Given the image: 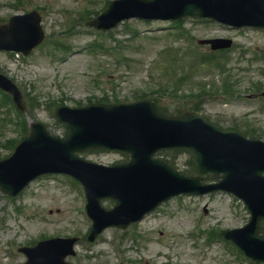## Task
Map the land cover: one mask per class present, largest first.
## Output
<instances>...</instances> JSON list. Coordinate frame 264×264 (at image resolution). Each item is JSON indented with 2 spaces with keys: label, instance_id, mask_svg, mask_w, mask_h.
<instances>
[{
  "label": "rangeland",
  "instance_id": "1",
  "mask_svg": "<svg viewBox=\"0 0 264 264\" xmlns=\"http://www.w3.org/2000/svg\"><path fill=\"white\" fill-rule=\"evenodd\" d=\"M87 0H0V18L8 17L11 14L38 8L43 13L42 24L46 32L44 43L39 49L31 52L28 57H17L16 65L18 72L15 77L20 80L21 85L26 88L29 85L32 95H34L35 109L29 116L40 120L52 134H62L63 126L59 124L51 111L52 107H46L45 103L56 101V104L62 100L64 104L77 105L78 102L86 103L89 98L93 101L97 94H101L103 90L89 84L86 77L87 67L94 72L97 71L100 64L102 74V86L110 89L114 96H119L123 101H133L137 94H142L145 89L153 90L156 81L159 82V70L154 69L152 59L154 57V48L162 44H167L168 40L160 39L159 43L151 44L149 41H139L136 47L130 48L125 52L121 61H116V57L110 54H94L90 49L89 43L97 36V33L84 24L81 14L85 16L92 15L96 10L101 9L102 3L96 6L90 5ZM95 7L94 10H89ZM139 26L140 30H146L149 34H164V31L171 30L167 22H148L141 24L132 22ZM73 24V25H72ZM184 26L191 28L194 33L201 35H209L212 33L211 25L194 23L193 21L184 22ZM192 26V27H191ZM116 40L125 38L126 29L123 25H119L114 29ZM113 31V32H114ZM237 42L241 44H252L253 52L243 57L240 64L242 68H249L248 71L238 73L240 79L239 90H236L232 97L222 96L220 99H207L201 104V112L211 121H215L223 127H231L233 125L249 123L262 133L264 139V98L255 97L251 91L246 90L249 82L257 80L263 82L260 69L264 67V32L263 31H244L235 33ZM106 40L107 45H113L110 35L102 37ZM54 39L66 40L71 44V51L59 49L54 45L57 56L52 57L49 54L51 49L50 43ZM180 46L185 47L186 43L182 42ZM138 48V49H137ZM66 50V49H65ZM255 52V54H254ZM64 54V56H62ZM258 57L254 59L253 56ZM0 54V67L7 70L9 67L4 63ZM101 60V61H100ZM100 62V63H99ZM252 62L251 64H249ZM9 73H12L9 69ZM202 75L201 72H199ZM13 74V73H12ZM204 81L205 78L202 77ZM264 90V88H263ZM107 92V91H105ZM183 93L188 94L187 90ZM173 101H166L170 104L169 112L175 113L176 108L181 105L180 102H174L170 95L166 96ZM0 113V138H15L20 136L21 132L18 126L10 125L9 118L4 122L2 117L4 113ZM185 110V108H181ZM9 152L8 149L0 148L1 155ZM172 157L174 152L162 151L160 154ZM88 158L95 159V153L86 154ZM116 154H108L109 159L117 158ZM189 152L182 151L175 155L174 163L176 167L183 170L189 166ZM39 181L34 183L30 188L29 196H23L19 202L24 203L29 197L35 200L38 205L36 209L29 214L14 213L15 208L7 199L0 198V264H13L24 260L23 256L9 250L8 247H15L20 240H26L29 235L48 234L54 231L53 227H46L41 224L39 213H48L53 210L56 228L63 227L68 224L70 233H82L87 228L88 222L83 211L84 201L78 190L74 191V195H68L64 192H55L54 185L48 188L41 185ZM14 206V205H13ZM43 207V209H40ZM207 209V213H203V208ZM5 208V209H4ZM6 208L9 211H6ZM60 208L59 214L54 210ZM248 214L240 203L231 202V199L223 195H204L200 197H178L167 202L158 214L152 216L142 222L139 227L127 229L126 236L123 237L121 230L109 228L96 242L87 243L81 239L78 246L77 255L72 259L83 264H135L134 260L140 256L149 258V264L162 260L158 256L157 249L164 248L162 244L152 240V236L161 237V242L165 245L176 243L175 237L184 238L191 232L199 231V229L225 228L235 227L246 221ZM22 226V227H21ZM139 231H145L149 234L148 239L143 247L142 242L134 240V234H140ZM180 232L179 234H175ZM138 247V252L130 249L128 246L132 243ZM124 246H126L124 248ZM182 251L171 255V262L177 264H212L213 255H209L213 250L205 249L204 251L192 250L184 239L180 242ZM123 248V249H122ZM132 248V247H131ZM231 247L222 245L216 250L217 264H240L238 256ZM176 251V249H174ZM215 254V252H214ZM216 255V254H215ZM144 260V259H143ZM142 260V262H143ZM243 264H252L243 260Z\"/></svg>",
  "mask_w": 264,
  "mask_h": 264
},
{
  "label": "water",
  "instance_id": "2",
  "mask_svg": "<svg viewBox=\"0 0 264 264\" xmlns=\"http://www.w3.org/2000/svg\"><path fill=\"white\" fill-rule=\"evenodd\" d=\"M264 7V0H257ZM144 14L146 10L134 11ZM141 115L148 119L151 126L147 132L142 135V148L133 155V160L119 168L123 174L134 176V180L141 181V174L148 170L155 169V172H150L149 183L146 188V196H144L143 204L152 207L159 202V198L165 199L175 192L183 189H192L191 184L196 185V190L199 186L194 179H187L173 171L166 165L160 162L149 161L147 150L152 153L159 147L163 146H189L195 152V162L201 171H211L215 175L222 173V180L217 187L228 189L240 194L248 203L253 212L251 222H255L257 215L260 213L262 197L264 195V177L261 172L264 170V143L254 139H246L240 133L219 132L212 126L202 122L197 115H188L182 118L165 119L153 112V109L147 105L143 108ZM82 121H87L91 124L82 123L85 130L91 128L95 131H101L98 127L99 122L93 121L90 118H81ZM73 120H69L71 129L70 136L64 141V144H74L77 142L76 132L73 129ZM216 131H215V130ZM81 134V133H80ZM85 139L83 143H85ZM54 152L57 150L61 155V162L58 168L64 171H70L74 174L78 172L77 161H72L70 153L65 147L59 146L52 148ZM70 165V166H69ZM69 166V168H68ZM122 176V175H119ZM119 181L111 178L110 183L103 185V194L115 195L118 193L117 186ZM134 187V186H133ZM211 186L205 187L202 190H209ZM161 189L165 193L160 194ZM159 192V197H158ZM135 212L138 207L137 201L132 203ZM90 207L94 210V200L91 201ZM132 208V206L130 207ZM264 209V207H263ZM95 211V210H94ZM126 208L122 210L123 217L120 214V206H117L112 211L114 214L101 224L98 222V213L95 211L94 220L97 227H104L109 223H117L124 225L132 216V212H126ZM135 214V213H134ZM133 214V215H134ZM133 217V216H132ZM252 229V225L248 226V230ZM253 235V234H252ZM251 235V236H252ZM59 262V258H56ZM55 262V261H54ZM51 264H54L51 262Z\"/></svg>",
  "mask_w": 264,
  "mask_h": 264
}]
</instances>
